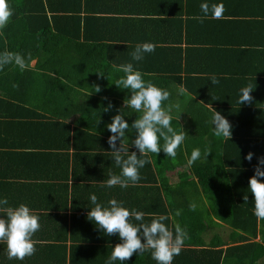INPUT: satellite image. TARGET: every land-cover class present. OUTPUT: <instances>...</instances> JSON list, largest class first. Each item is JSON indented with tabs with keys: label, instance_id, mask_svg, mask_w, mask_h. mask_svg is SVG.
<instances>
[{
	"label": "trees",
	"instance_id": "1",
	"mask_svg": "<svg viewBox=\"0 0 264 264\" xmlns=\"http://www.w3.org/2000/svg\"><path fill=\"white\" fill-rule=\"evenodd\" d=\"M239 1L244 3L251 0ZM82 2L86 4L89 0H9L14 15L0 35V53H20L26 58L28 67L21 71L15 65H8L0 70V197L13 190L23 192L34 199L28 205L33 211L40 209L51 212L45 216L39 215L40 231H48V238L44 243L36 244L37 250L33 256L23 261L14 259V264H106L111 247L120 243L117 235L106 236L94 224L90 232L92 239L88 238L87 231L83 232L84 238L74 235V232L69 237L79 218L75 213L83 214L80 218L88 216V213H84L88 208L77 206H83V201L90 206V194H96L104 204L110 199L133 202L145 195L157 197L162 210L155 211V214H159L158 217L169 216L165 224L172 229L180 224L190 237L173 264H264V221H258L253 214V196L248 191V181L254 175L258 158H264V123L260 120L261 124L255 125L257 136L252 137V141L250 135L245 138L246 135L233 134L232 131V136H238L237 142L238 139L244 140L240 142L242 147L253 153L252 161H247L248 164L244 166L246 169L241 167L238 172L229 171L225 149H230L236 141H226L208 130L207 137L211 144L220 147L222 163L217 170H211L213 166L197 161L186 173L178 174V185L170 186L166 174L182 167L190 157L189 149L183 151L180 148L175 160L161 151L151 156L153 163L140 170L142 179L137 184L152 183L157 176L160 187H150L142 193L140 187L132 185L127 189L103 186L110 174L120 172L113 162V149L108 145V138L113 134L107 130V125L121 112L124 119L131 117L128 123L131 126L140 113L123 105L130 98V93L114 85L123 75L117 70L119 62L114 52L112 55H107L110 52L106 51L101 53L103 46L98 45H95L97 49H85L89 43L83 38L87 18L81 26ZM242 12L244 17L246 13L249 15L247 10ZM224 15L228 18L230 13ZM33 61L36 63L31 66ZM128 63H133L144 73L139 62ZM97 72L104 76H99ZM145 79L149 80V77L145 76ZM196 82L205 83L201 79ZM96 86L101 89L99 93L94 92ZM198 97L207 103L204 97L196 94L197 100ZM109 104L111 107L105 111ZM202 108V105L194 104L188 108V118L184 119L191 123L192 128L199 126L197 130L203 124H197L196 119H192V113ZM223 108L222 114L225 116L228 110ZM173 126L181 130L183 127L187 131L185 124L174 120ZM131 133L135 138V130ZM186 135L185 145H189V142L192 144L189 134ZM119 145L118 140L117 147ZM200 192L210 200L209 206L215 218L224 219L227 216V213L221 212V201H227V208L236 211V218L240 217L236 222H241V229L246 233L241 238L243 242L247 241V237L261 235L262 244L233 246L225 251L202 248L205 244L199 232L206 230L204 219L197 209L190 210L192 201L198 202L196 198ZM139 206H135L137 211L153 212L149 210L150 204L141 209ZM61 211L67 215H60ZM177 211L180 212L179 216L175 215ZM152 219L147 217L145 222L150 223ZM224 220L231 223L228 220L233 221V218L226 217ZM133 223L137 222L133 220ZM42 226H45V230ZM60 234L63 235L60 237ZM57 237L62 242L60 245ZM89 243L104 246L100 253L102 257H92L78 246ZM4 255L3 250L0 264L10 260ZM125 264L156 262L151 253L146 252L139 256L134 254Z\"/></svg>",
	"mask_w": 264,
	"mask_h": 264
},
{
	"label": "crops",
	"instance_id": "2",
	"mask_svg": "<svg viewBox=\"0 0 264 264\" xmlns=\"http://www.w3.org/2000/svg\"><path fill=\"white\" fill-rule=\"evenodd\" d=\"M202 2L204 0H89L86 4L82 2L81 26L87 18L83 38H86L85 41H88L89 46L85 49L92 47L97 49L95 45L103 46L101 53L106 51L110 52L107 55H112L114 52L115 58H118V65L124 61H127L126 63L133 61L131 53L138 44L151 42L157 45L155 52L146 54L145 59L139 64L149 77V81L170 92V99L165 102V106L172 107L174 121L185 124L187 127V131L183 127L182 131L189 134L192 144L189 142V145H185L184 142L180 150L189 149L191 154L195 148H199L202 153L206 148L210 149L211 153L206 160H198L197 163H206L209 167L213 166L211 170H217L216 168L222 163V157L220 147L217 148L211 144L207 137L208 130L213 134L212 111L205 105H211L221 115H223V107H226L228 111L223 116L232 125L233 134L246 135L245 138L250 135V141L252 137L257 136L255 125L264 123V0L244 1V3L239 0H209L210 3H222L224 13H230V15L227 18L223 13L221 19L204 18L201 20L197 17L203 15L200 11ZM243 10L249 11V15L246 13L247 16L244 17ZM35 63L36 61H33L31 66ZM212 76H215L219 83L213 84L210 79ZM200 79L205 83L196 82ZM180 85L187 91H182ZM247 85L253 86L254 90L250 93L253 99L249 103L239 105L240 90ZM196 94L204 97L207 103L199 97L197 100ZM194 104L203 106L200 111H196L197 114L192 113V119H196L194 121L199 125L203 124L199 130H197L199 126L192 128L191 123L184 121L185 117L188 118L186 114L188 108ZM178 114L179 118L176 120ZM125 120L130 123L131 117ZM126 136L129 140L125 141L126 144L129 143V153H137L132 146V141L135 139L132 133H126ZM233 137L231 136L230 140L236 142L230 149H225L227 155L229 154L228 160L227 155L225 160L231 165H227L229 171L238 172L241 167L247 168L244 167L248 164L244 157L249 152L241 145L244 140L238 139L239 142H237L238 136ZM200 139L204 140L197 143ZM189 169L191 167L187 166L186 161V164L178 167L176 171L166 174L169 185L172 187L178 185L180 183L178 174L186 173ZM249 173L251 174V171ZM156 178L157 180L154 182L152 180V183L144 182L145 184H136L132 187H140L142 193H145V189L160 187L161 182L157 176ZM147 179L151 180L149 177ZM146 196L148 195L138 201L126 202L124 199L121 201L129 209L135 208L136 205H140L138 208L141 209L150 204L149 210L153 212L142 211L145 213V219L147 217L157 218L159 214H155V211L162 210L161 203L157 201V197ZM1 197H6L11 206H18L22 201L30 205L34 200L29 195L16 190L9 194L6 193V196L1 195ZM196 199L198 202H192L196 204V209L203 216L206 226L205 231L199 232L205 244L202 248L225 251L233 246L262 244L261 235H257L256 238L247 237L246 242L241 240L246 233L241 229V222H236L240 219V217L236 218L238 216L236 211H231L230 207L227 208L225 204L227 201L220 202L221 212L227 213V219L233 218V221L228 220L231 223L224 220L226 217L224 219L215 218L209 206L210 200L201 192ZM83 202V206L78 205L77 207L89 209L92 207V205H87V201ZM100 202L103 203L102 200ZM89 209L84 213H88ZM35 211L40 216L51 213L49 210L37 209ZM75 214L79 218L76 220L74 231L69 232V237L74 232V235L84 238L83 232L87 231L88 238L92 239L90 232L94 229V223L85 222L88 216L80 218L83 214L79 212ZM60 215H67V213L61 211ZM42 229L45 230V226H42ZM260 230L258 224V231ZM48 234V231H39L33 239L37 243H44ZM61 235L63 234H60V237ZM60 237H57L59 245L62 243ZM78 246H81L92 257H102L100 256L104 247L102 244L89 243ZM112 248L113 246L111 252ZM3 250L5 251L4 258H8L6 244H0V253ZM109 251L110 248L107 254ZM9 261L5 264H14V259Z\"/></svg>",
	"mask_w": 264,
	"mask_h": 264
},
{
	"label": "clouds",
	"instance_id": "3",
	"mask_svg": "<svg viewBox=\"0 0 264 264\" xmlns=\"http://www.w3.org/2000/svg\"><path fill=\"white\" fill-rule=\"evenodd\" d=\"M200 11L203 15L197 17L198 19H221L225 9L222 3H210L209 0H204L200 4ZM13 15L14 10L9 0H0V35L3 34L2 30L10 23ZM156 48L157 45L151 42L138 44L131 53L132 60L141 62L146 54L154 53ZM8 65H15L21 71L28 67L26 58L22 54L0 53V70ZM116 67L123 75L114 85L119 89L128 90L130 98L124 101V105L135 113H140V116L130 126L120 112L107 125V130L113 134L108 138V145L113 149L111 152L113 162L120 172L110 174L103 186L109 189L116 186L127 189L130 185L135 186L142 179L140 170L153 163L152 155L156 156L163 151L166 157L175 160L178 150L188 137L180 128L173 126L172 107L165 106L171 95L168 90L146 80L147 74L134 67L133 63H124ZM97 74L104 76L100 72ZM210 79L213 84L219 83L215 76ZM179 87L182 91H187L182 85ZM93 89L95 93L101 91L99 86ZM253 90L252 85L241 88L239 105L252 101L250 93ZM205 106L212 111L213 134L230 141L233 130L230 122L211 105ZM110 107L109 104L104 110L108 111ZM132 130L136 133L132 146L139 152V158L136 152L129 154V143H125L126 140L129 141L126 133L130 134ZM118 140L119 147H117ZM209 153L211 150L207 148L203 153L199 148L193 149L187 160V166L191 167L198 160H206ZM244 158L251 162L253 153H248ZM262 169H264V158H258L254 175L248 181V191L253 196V214L258 220L264 221V182H262L264 170ZM89 201L92 207L88 208V220L106 236L117 235L120 240V243L112 248L106 264H125L134 254L139 256L146 252L151 253L156 264H173L174 258L180 255L185 241L190 238L186 229L180 224H176L174 229L166 225L165 221L169 220L167 215H160L150 223H146L144 212L125 207L123 201L110 199L104 204L99 201L96 194H90ZM190 210L195 211L196 204H191ZM175 215L179 216L180 212L177 211ZM133 220L137 223H133ZM40 229V216L27 204L11 206L6 197H0V244H6L10 260L23 261L26 257L35 254L37 241L33 237Z\"/></svg>",
	"mask_w": 264,
	"mask_h": 264
}]
</instances>
